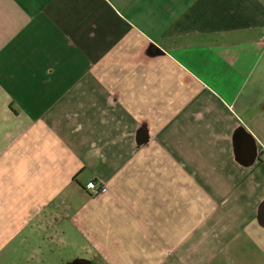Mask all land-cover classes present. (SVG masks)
Here are the masks:
<instances>
[{"label":"crops","instance_id":"1","mask_svg":"<svg viewBox=\"0 0 264 264\" xmlns=\"http://www.w3.org/2000/svg\"><path fill=\"white\" fill-rule=\"evenodd\" d=\"M37 230L264 264V0H0V264H44Z\"/></svg>","mask_w":264,"mask_h":264},{"label":"rangeland","instance_id":"2","mask_svg":"<svg viewBox=\"0 0 264 264\" xmlns=\"http://www.w3.org/2000/svg\"><path fill=\"white\" fill-rule=\"evenodd\" d=\"M30 243H37L35 249L43 255L44 264H67L76 256H84V252L77 247L71 246L72 239L67 235L58 234L53 230L27 232ZM52 237V238H48ZM64 241H63V240ZM33 247L26 246V253H33Z\"/></svg>","mask_w":264,"mask_h":264},{"label":"built area","instance_id":"3","mask_svg":"<svg viewBox=\"0 0 264 264\" xmlns=\"http://www.w3.org/2000/svg\"><path fill=\"white\" fill-rule=\"evenodd\" d=\"M86 190L92 195H98L103 190L102 183L97 181H90L87 186Z\"/></svg>","mask_w":264,"mask_h":264},{"label":"flooded vegetation","instance_id":"4","mask_svg":"<svg viewBox=\"0 0 264 264\" xmlns=\"http://www.w3.org/2000/svg\"><path fill=\"white\" fill-rule=\"evenodd\" d=\"M72 264H87L84 260H81V261H77L75 263H72Z\"/></svg>","mask_w":264,"mask_h":264}]
</instances>
